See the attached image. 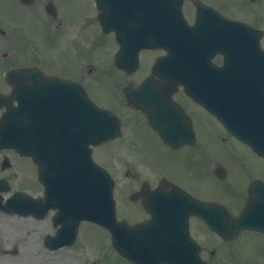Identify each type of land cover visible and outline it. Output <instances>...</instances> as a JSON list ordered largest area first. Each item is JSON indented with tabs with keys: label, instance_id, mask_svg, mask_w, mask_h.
<instances>
[{
	"label": "flooded vegetation",
	"instance_id": "1",
	"mask_svg": "<svg viewBox=\"0 0 264 264\" xmlns=\"http://www.w3.org/2000/svg\"><path fill=\"white\" fill-rule=\"evenodd\" d=\"M199 1L206 7L198 31L203 40L200 52L210 58L216 73L220 72L215 76V97L221 114L224 71L241 76L264 73V59L260 62L263 66L249 67L244 57L229 62L238 66L223 67L226 55L230 58L238 52L228 44V54L224 53L222 15L259 29L258 36L250 31L243 36L253 44L237 46L245 56L259 55L254 42L258 40L264 50V0ZM145 10L137 13L138 39L140 44L149 41L153 45L140 48L137 67L126 71L115 65L119 44L114 31L101 30L94 0H0V90L23 87L28 105L23 116L26 132L29 129L28 134H33L30 124L34 116L40 119V133L49 142L57 134H70L73 121L82 116L85 107L89 120V104L84 102L79 110L80 92L86 93V101L110 108L119 116L122 132L106 142L105 166L117 183L120 218L130 224L145 221L155 204L157 212L168 207L159 200L176 186L191 195L182 197L177 207L187 216L188 233L200 246L201 257L208 264H254L256 257H264V234L246 230L225 239L192 212L198 209L213 221L230 223L249 197L251 184L264 183V155L230 133L218 115L188 94L184 85H172L176 77L167 73L181 63L174 57L173 13L158 6H146ZM182 11L187 23L195 24L198 13L193 0H183ZM164 44L173 55L168 68L159 64L168 52ZM7 71L12 73L8 80L4 77ZM101 75L110 80L108 90L100 88ZM255 79L262 78H250L252 82ZM132 89H136L134 93ZM132 95L135 103L127 100ZM257 95L264 101V89ZM11 102L17 103L13 97ZM114 155H118V168L112 165ZM27 159L24 189L41 195L36 166ZM206 203L217 206L206 207ZM79 244L49 250L41 242L45 251L56 256L62 250L77 249ZM246 246L251 252L243 255ZM117 255L121 262L135 264Z\"/></svg>",
	"mask_w": 264,
	"mask_h": 264
},
{
	"label": "water",
	"instance_id": "2",
	"mask_svg": "<svg viewBox=\"0 0 264 264\" xmlns=\"http://www.w3.org/2000/svg\"><path fill=\"white\" fill-rule=\"evenodd\" d=\"M98 4L103 11V0H99ZM99 20L103 28L106 27L103 13L99 15ZM175 30L182 31L178 23L175 24ZM128 32L134 34L135 28L132 27ZM6 98L0 95V102ZM18 100L21 106L23 96L18 97ZM5 105L7 109L0 118V149L12 147L21 155H32L39 167L44 164L43 171L55 172V170L66 169L72 173L69 183L52 185L44 182L47 186L46 195L49 196L48 207L58 208L54 223H60L57 234L50 238V243L71 242L78 223L86 219L108 228L116 249L134 261L140 259V256L138 257L140 250L136 248V244H145L147 246L145 249L149 253H161L159 256L156 253L154 257L156 261L159 258V261L167 264H202L187 243L183 244L180 238L174 239L172 234L165 232L168 224L161 223L156 213L146 225L132 227L116 220L112 180L100 166L92 161L87 148L90 143L98 144L115 135L117 123L111 113L95 106L93 130L91 129V134L88 135V141H81V133H73V140L68 147L58 144L51 146V149L48 147L45 149L43 146L27 141L23 134L22 121L16 118L7 102ZM85 137L87 136L83 139ZM52 142H58V140ZM259 146L263 147L264 143L262 142ZM6 160H3V165H7ZM39 177L42 179L41 175ZM2 189L4 185L0 183V190ZM15 196L16 194L9 197L5 203H1L0 195V209L24 213L27 208H24L21 202L17 203L22 199H17ZM36 201L32 199L31 203ZM233 225L235 231L242 228H256L264 231V197L248 202L241 214L234 219ZM212 226L220 231L223 229L220 224ZM186 241L189 243L188 239Z\"/></svg>",
	"mask_w": 264,
	"mask_h": 264
},
{
	"label": "rangeland",
	"instance_id": "3",
	"mask_svg": "<svg viewBox=\"0 0 264 264\" xmlns=\"http://www.w3.org/2000/svg\"><path fill=\"white\" fill-rule=\"evenodd\" d=\"M104 63L105 59L102 61L103 67H105ZM99 82L101 89L108 90L109 78L107 76L102 77ZM103 150H105L103 147L95 149L94 158L97 160L105 158ZM4 154L9 156L12 166L5 171L0 170V176H7L12 183V188L26 186L23 181L25 180L24 166H27L26 161L9 150L0 151V160ZM111 159L113 167L118 168L119 160L116 155L114 157L111 156ZM51 229L52 226L47 219H34L30 216L0 213V239L9 235L11 238H9L10 241L8 243H13L14 237L10 233L18 234L17 236L21 239L25 238L20 242L18 252L0 260V264H125L119 260L114 252L109 251L107 248L102 250V247L109 243V236L92 223H82L79 241L81 245L79 244L77 249L62 250L58 256L45 251L41 246L43 235L52 231ZM244 248L246 249H242V254H249L251 247L246 246ZM0 254H2L1 251ZM2 255H0V258ZM256 258L257 260L254 264H264L263 256Z\"/></svg>",
	"mask_w": 264,
	"mask_h": 264
}]
</instances>
